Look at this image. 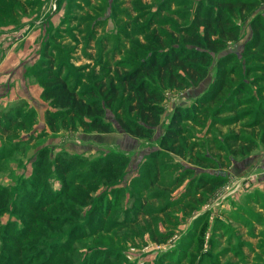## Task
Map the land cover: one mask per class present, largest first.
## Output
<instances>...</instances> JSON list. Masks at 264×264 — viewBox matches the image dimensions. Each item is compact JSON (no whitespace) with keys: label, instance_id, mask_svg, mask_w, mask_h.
I'll return each mask as SVG.
<instances>
[{"label":"rangeland","instance_id":"rangeland-1","mask_svg":"<svg viewBox=\"0 0 264 264\" xmlns=\"http://www.w3.org/2000/svg\"><path fill=\"white\" fill-rule=\"evenodd\" d=\"M217 6L209 0H0V38L8 39L2 48L38 56L28 79L40 98L0 108V116L12 112L0 118V264H264V192L256 187L264 176V72L250 66L246 54L255 50L244 52L264 0L232 13ZM216 14L230 17L236 36L207 48L206 72L197 81L176 68L175 79L159 85L162 111L150 132H126L122 125L131 127L136 115L126 108L132 98L120 75L152 49L192 48L207 22L215 37ZM18 34L23 40L15 41ZM29 38L31 48H23ZM227 52L239 61L221 91L179 123L175 141L161 146L175 107L189 111ZM43 55L48 63L41 67ZM52 73L78 91L93 88L101 104L99 84L111 80L117 95L100 115L110 129L84 126L89 116L52 106L42 96V75ZM239 84L246 91L238 92ZM230 95L240 98L232 110L221 106ZM208 174L223 181L212 190L194 186Z\"/></svg>","mask_w":264,"mask_h":264},{"label":"trees","instance_id":"trees-1","mask_svg":"<svg viewBox=\"0 0 264 264\" xmlns=\"http://www.w3.org/2000/svg\"><path fill=\"white\" fill-rule=\"evenodd\" d=\"M209 2L219 4L216 10L220 11L222 7H225L232 13L234 6L244 9L250 0H209ZM214 20L216 24L215 37L212 38L209 36V32L214 31V29L211 28L210 22H207L204 25L202 34L200 36H193L191 41L194 46L192 48L171 44L162 50L152 49L149 56L142 59L137 66H134L130 71L122 73L120 77L118 76V82L123 83V86L128 90L129 96L132 98L131 102L126 105V108L128 111H133L136 115V120L132 123L133 125L131 127L122 125L126 132L134 136L150 132L158 124L162 111L160 102L163 100V94L159 89V85H163L164 80L166 82L174 80L175 75L178 74L175 72L176 68L184 73L190 81H197L206 72L203 62L209 55L207 48L222 46L225 41V36L228 38L236 36L238 27L232 24L230 17L216 14ZM263 23L264 14L252 18V22H250L251 34L244 42L248 48H245L244 52L247 49H254V52L246 54L247 58L249 57L252 63H254L250 64V66L260 65L262 66L261 70L264 72ZM44 55L43 57L46 59L42 58L43 63H41V67L48 63V56ZM238 61L239 57L236 52H227L217 59L213 80L204 91L192 100L189 111L180 109V106L175 107V111L172 112L167 121L166 128L162 135H160L159 143L161 146L168 142L171 144L175 141L181 133L179 123L183 120L191 119L194 115L193 111L201 110L202 108L199 109V107H203L213 100L216 94L221 91L222 85H224L223 79L229 73L234 72L235 65ZM46 76L47 78L42 75V79L44 80L42 96L45 99L50 98L52 106L66 108V112H69L70 115L76 114L79 118L82 115L89 116L88 121L81 120L84 126L92 127L98 131H108L110 129L109 123L102 120L100 115L104 112L102 104L109 106L117 95L118 88L111 80L107 85L103 84V81L99 84L97 93L103 94L101 104L93 88L78 91L76 87L68 85L57 73L46 74ZM240 84L237 91H246ZM243 86L245 87V85ZM84 95L85 97L87 95H93L94 99L86 101ZM229 97L226 100L228 103H222L221 106L232 110L240 98L237 99L235 95H230ZM231 100H233V103L230 102ZM168 149L172 150L171 147ZM197 177L194 186H199L201 189L206 190H212L214 186L223 181L221 176H216V174H208V177L202 175Z\"/></svg>","mask_w":264,"mask_h":264},{"label":"crops","instance_id":"crops-1","mask_svg":"<svg viewBox=\"0 0 264 264\" xmlns=\"http://www.w3.org/2000/svg\"><path fill=\"white\" fill-rule=\"evenodd\" d=\"M32 21L35 22L36 20ZM20 35L21 34L16 35L19 37H17L15 41L23 40L24 35ZM6 42H8V39L0 38V108H11L15 103H20V100L25 99L29 102H39V87H34L35 84L37 85V83H34L36 81L29 82L30 80L28 79L31 74L28 70L32 71V63L38 56H24L26 54L24 49H19L18 54H15L13 48H2V45ZM25 42H27V44L23 48H31L32 42L30 38L29 41ZM12 52L13 56H11ZM18 71L20 76L16 73ZM32 88L34 89L33 91ZM11 113L12 112L5 116H0L1 121ZM256 187L264 192V176L261 175V179L258 181Z\"/></svg>","mask_w":264,"mask_h":264}]
</instances>
